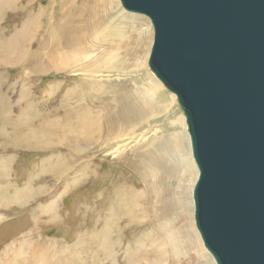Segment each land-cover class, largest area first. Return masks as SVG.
I'll return each instance as SVG.
<instances>
[{
    "label": "rangeland",
    "instance_id": "obj_1",
    "mask_svg": "<svg viewBox=\"0 0 264 264\" xmlns=\"http://www.w3.org/2000/svg\"><path fill=\"white\" fill-rule=\"evenodd\" d=\"M73 2H0V103L3 105L0 124L1 118L5 122L6 117L12 118L3 127L0 125V165H4L0 174V264H7L22 245L30 253L31 249L43 253L56 264H135L130 260L127 263L129 253L136 251L137 244L148 250L157 245L149 242L155 231L143 228L140 217L137 221L134 219L135 222L127 221L118 208L122 198L119 196L128 193L130 188L143 193L150 191V183L142 184L140 179V171L149 168L145 158L148 152L159 156L162 162V187L167 184L177 190V184L183 182L178 190L179 197L186 193V178L176 173L180 169L171 159L173 153L165 151L162 143L163 139H170L180 131L179 125L172 126L176 116L183 115L178 101L175 100L174 108L169 109L170 104L165 101L141 100L150 108L157 106L158 114L149 116L148 121H141L140 117L131 119L128 123L134 133L127 136L118 134V138H108L102 127L100 130L94 127L95 133L84 136L78 132L77 116L91 112L94 122L99 117L100 126L107 117L109 129H112V121L119 120L122 114L116 98L118 91H113L116 85L128 91L126 86L133 84L131 92H140L139 84L133 81L139 74H127L133 72L136 59L141 56L145 40L141 44L136 39L149 19L124 11L119 2V8L103 24V27L110 26L104 34L110 41L99 43V54H104L105 49L115 54L110 74L92 80L87 75L80 77L69 68H60L58 64V67H50L56 57L71 60V52L77 47H69V35L79 24L73 15L85 1L77 0L75 7ZM36 17L37 27L31 25ZM60 21H63V43L58 27ZM34 26L36 32L31 36ZM147 69L150 70L148 62ZM164 87L165 92L173 94ZM130 99L133 100V96ZM86 104H92V109L86 108ZM128 111L131 110L125 107L123 113L128 115ZM49 206H52L50 211L46 209ZM44 209L49 213L45 214ZM170 213L169 218L178 215ZM184 227L182 233L186 240L190 239ZM98 230L104 233L100 231L99 235ZM102 241L110 245L112 253L106 250L108 246L104 243L105 247L102 246ZM156 241L162 246L161 237ZM170 249L162 251V257L174 258L177 253ZM138 264L147 263L143 260Z\"/></svg>",
    "mask_w": 264,
    "mask_h": 264
},
{
    "label": "water",
    "instance_id": "obj_2",
    "mask_svg": "<svg viewBox=\"0 0 264 264\" xmlns=\"http://www.w3.org/2000/svg\"><path fill=\"white\" fill-rule=\"evenodd\" d=\"M184 113L195 228L215 264H264V0H119Z\"/></svg>",
    "mask_w": 264,
    "mask_h": 264
},
{
    "label": "bare ground",
    "instance_id": "obj_3",
    "mask_svg": "<svg viewBox=\"0 0 264 264\" xmlns=\"http://www.w3.org/2000/svg\"><path fill=\"white\" fill-rule=\"evenodd\" d=\"M3 1L1 0L0 2H3ZM84 1L85 2L82 3L80 7V10L82 11L80 12V10L77 9L78 11L76 12L78 14L74 13L73 15V17H76L75 19L79 20V21H76V22H79V24L73 27L69 35L70 37L69 47L74 49L77 46L76 47L77 49L75 48L74 49L75 51L71 52V55H72L71 60L66 61L63 58L61 60V57H56L55 61L50 63V67L60 66V68L62 67L69 68L71 72L78 74L80 77L87 75L92 80L94 79L96 80V78L102 79L104 74L110 72L109 68L110 66H112L113 64L112 61L115 59V54L111 53L110 51H107V49L102 51V52H105L104 54H99L100 53L99 43L100 42L105 43L107 41H110V39H107L104 36L105 32H107V29L110 26L103 27V24L106 23L105 22L106 20L109 21L108 17H110L112 13L116 12V9L119 8V1L118 2L117 0H84ZM76 2L77 0H74L73 2L74 7H75ZM0 6H2V3H0ZM7 7L9 6L7 5ZM1 8L2 7H0V11L2 10ZM38 17H36L37 21L35 20L34 23L31 22V25L37 24ZM110 21L112 22V19ZM147 22L148 23H146L145 28L142 31H139L137 35V39H136V41L138 40V42H141V44H142V41L145 40V43L143 44L144 48L142 47V51L141 52L139 51L141 56L136 59V62L133 67V72L128 71V74H127V75H134V76L139 74L138 77L136 76V78H133V81H134V84H139L141 88L140 92L139 93H136V92L133 93V91L131 92L130 89L133 88L132 86L133 84L129 85L127 82H126V85L127 84L128 85L126 87H128L127 89H129L130 91L129 90L124 91V89L122 90V89L116 88L117 85L116 87L114 85L115 88H113V91L114 90L118 91L117 97L116 95L114 97L119 99L118 101L120 102V107H121L120 109L122 111V114L119 116L120 117L119 120L112 121L113 122V126L111 127L112 129H109L110 121L109 119L107 120V117H106V120L104 121V124L100 126L102 122L99 123L98 122L99 117H97L95 121L96 124H95V122L93 121L94 117H93L92 112L87 113L86 115H79L76 118L77 119L76 128L78 129V132L81 133L83 136L84 134L88 135L89 133H93V131L95 133L94 127L99 130L102 127L101 129H104L107 132L108 138L109 137H112L114 139L118 138L117 137L118 134H120V137L127 136V134H130V133L133 134L134 131L130 130L131 125H129L128 123L131 119L140 117L142 119L141 121H146V120L148 121V117L149 116L152 117V115H155L156 113L155 109L157 108V106L150 108L151 106L149 107L146 103L141 102V100L143 99L145 100V98H152V99L155 98L157 101L159 100V102L165 101L170 104L169 109L174 108L175 100L177 101L176 96L174 94L169 95L167 92H165V90L162 88L164 87V85L161 84L160 81L153 74V72L150 71L151 69L149 71L147 69V61H148L149 51L152 45V38H153L152 37L153 30H151V23L149 21ZM35 26L37 27V25ZM35 26H34V31H32L31 36H33L34 35L33 33L36 32ZM58 27H60V31L62 33V37H61V41H62L63 21H60V23L58 24ZM84 42H85V46H83ZM58 47L61 50L62 44H60ZM56 64H58V66ZM127 69H129V67ZM122 73H125V72H122ZM109 77L110 76L106 77V79ZM137 79L139 81L138 83H137ZM89 94L90 93L87 92V95ZM132 96H133V100L130 99ZM2 107L3 105L0 103V109H2ZM92 107H93L92 104H86V108L92 109ZM125 107L131 110L127 112L128 115H125L123 113V110ZM165 109H167V107H165ZM157 114L158 113H156V115ZM179 116H176L177 120L174 121V124L172 126L179 125L180 131L172 134L170 139L169 137H167L166 139H163L162 143H163V146L166 148L165 151H172L173 153V157L171 159L175 160V166L178 167L177 169H180L178 170L179 172H176V173L183 174L185 176L184 178H186V181H187L186 193L181 198L179 197L181 196V192H178V190L181 189L180 184L183 182H180L179 184H177V186H179V189L177 188V190H174L170 186H167V184L166 186L164 185L165 187H162L163 175L161 174L162 166H160L162 162L159 160V156H156V154L150 153V152H148L146 155L144 154L145 158L148 160L147 164H149L148 165L149 168H147L145 171L144 170L140 171V174H141L140 179H141L142 184L145 183L146 185V183H150V186L147 184L149 186L150 191L148 193L147 192L143 193L140 191H135V189L133 188L128 189L127 191L128 193H123L121 194V196H119L122 198L119 200L118 208H119V211L122 212V216H124L127 221L131 220L132 222V220L134 219L136 220L140 217L142 219L141 222L143 223V228L150 227L153 231H155V233L151 234V237L149 239L151 241L149 242L157 243V245H155L152 249L148 250L149 248L146 249L145 246L137 244L136 251L133 253H129L128 258H127V263H129L128 260H130L131 262L138 264L139 262L144 260L147 264L148 263L149 264H215L212 256L204 248L203 243H201L198 232L196 228L194 227V222H193V218H194L193 211L194 210H193L192 191H193V186L198 176V170L196 168V165L194 163V160L191 154L190 140H189V135L187 133V125L185 123L184 113L183 115L181 114ZM5 120L7 122L8 121L10 122V120L12 121V118L8 119V117H6ZM1 121L2 122L0 125L2 127L4 124L9 123V122L8 123L5 122L2 118H1ZM154 133L156 132L154 131ZM81 138L84 139L83 137ZM143 138L141 137V139ZM103 140L106 141L107 137ZM109 141H112V140H109ZM183 141H185L184 146H183ZM2 166L4 165H0V172L4 168V167L2 168ZM173 169L177 171L174 168V165H173ZM188 191H189V194H188ZM51 207L52 206H49L46 209L50 211ZM168 207H171V208L169 209ZM170 211H172L173 213H178V215L176 216L174 214V217L169 218V215L171 214ZM48 213H49L48 211H45V214H48ZM114 220L116 219L114 218ZM183 227H184L183 230L185 229L188 230V235L190 239H187V240L185 239L182 233ZM98 231H99L98 232L99 235H100V231L102 232V234L104 233L102 230H98ZM105 236H107V234ZM159 237L163 239L162 246H159V242L156 241V239ZM108 238L110 239L109 236L107 237V239ZM103 243L106 245V241H102V246L105 247ZM107 246L108 244L106 245V247ZM103 247L101 248L103 249ZM109 247L110 245L106 248V250L108 249V251H111V249L109 250ZM167 248H171L170 250L173 251V253L175 254L177 253L174 256V258L167 259V258L162 257L161 252L166 251ZM104 249L103 251L107 253V251H105ZM38 252L35 251L34 249H31V253H30L22 245L21 248L19 249V253L12 256V258H10L7 264H56L54 261H52L53 259L51 260L50 257H47L43 253H38ZM38 254H41V256H37ZM108 260H110V258Z\"/></svg>",
    "mask_w": 264,
    "mask_h": 264
},
{
    "label": "crops",
    "instance_id": "obj_4",
    "mask_svg": "<svg viewBox=\"0 0 264 264\" xmlns=\"http://www.w3.org/2000/svg\"><path fill=\"white\" fill-rule=\"evenodd\" d=\"M0 163H2L1 160H0ZM3 167H4V166H2V168H3ZM1 173H3V170L0 172V174H1Z\"/></svg>",
    "mask_w": 264,
    "mask_h": 264
}]
</instances>
